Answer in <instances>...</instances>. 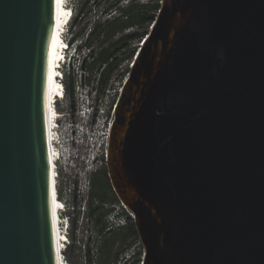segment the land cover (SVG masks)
I'll use <instances>...</instances> for the list:
<instances>
[{
    "label": "water",
    "instance_id": "95a60500",
    "mask_svg": "<svg viewBox=\"0 0 264 264\" xmlns=\"http://www.w3.org/2000/svg\"><path fill=\"white\" fill-rule=\"evenodd\" d=\"M54 5L0 0V264H56L44 123ZM147 34L107 164L144 264H264V0H162Z\"/></svg>",
    "mask_w": 264,
    "mask_h": 264
},
{
    "label": "rangeland",
    "instance_id": "374dc122",
    "mask_svg": "<svg viewBox=\"0 0 264 264\" xmlns=\"http://www.w3.org/2000/svg\"><path fill=\"white\" fill-rule=\"evenodd\" d=\"M141 1L152 5L161 3V0ZM71 4L76 11V15L70 24L68 38L70 39L73 35H77V40L74 41V47H76V45L85 42L88 33L94 29L98 22L104 21L106 18H111V16L107 14V4L103 0H72ZM152 15H154V17L156 16V14ZM152 22L153 20L146 22L143 27L137 24L133 25L129 27V29H126L124 32L118 34V38L124 34L128 36L124 40L117 42L115 47H113L112 57L109 59L108 64H106V66H108V71L105 75V79H107V81L105 80L103 83H101V79L96 74L93 76V83L88 84L89 74L83 66V60L85 56L89 55V49H84V47L80 56H76L77 64L74 66L76 73L74 75L75 82L73 84L74 95L71 97L65 94V98L58 103L57 107V110L61 112V114H64L69 118V122H71V124L73 123L77 125V123L81 122L80 111H83L82 114H84V112H93L91 104H94L95 106L101 105L107 109L111 108L118 96L117 92L120 87V82H122L125 73L128 71L129 64L133 59L134 53L138 49L142 37L148 33ZM116 39L117 38H114V40ZM95 43L96 44H94V46L98 44L97 41H95ZM90 59L91 57H88V60ZM67 66L68 63L64 66V70L68 68ZM103 84H106L107 87L105 86L106 89L104 94L99 96V92H97L95 88L99 85L103 86ZM92 86H94V88H92ZM91 88L93 89L92 92ZM73 107L75 108L74 110H72ZM91 117L93 116L91 115ZM74 183L79 188V186L84 187L85 181L82 176L77 173V170L71 166L66 165L62 167L58 184V187L62 190L60 198L67 206V212L68 208L70 211L69 213L66 212L67 214H65V216H71L76 219V226L73 232L75 243L71 248L67 249V251L70 250V258L67 256V259L71 264H73L72 261H74L75 264H92V261L97 260L101 254V241L100 237H97L96 235L97 230L93 225L92 219H89L88 217L90 202L88 193L86 192L85 195H79L78 192L73 189ZM113 203L116 205L119 204V199L117 198V200L114 199L113 201L106 202V205L104 204V208L107 209V206H110ZM132 226L133 221L128 219V225L125 227V233L128 237L122 245V241L118 242L119 248L116 253V259L121 256L126 257L128 252L131 250L136 252L137 260L141 258L143 248L140 244L141 239L139 234L136 236L131 234ZM110 232L113 231L106 230L105 233ZM135 264L138 263L135 261Z\"/></svg>",
    "mask_w": 264,
    "mask_h": 264
},
{
    "label": "trees",
    "instance_id": "16d2710c",
    "mask_svg": "<svg viewBox=\"0 0 264 264\" xmlns=\"http://www.w3.org/2000/svg\"><path fill=\"white\" fill-rule=\"evenodd\" d=\"M103 1L107 4L106 12L111 16V18H106L104 21L98 22L94 29L88 33L85 42L76 45L75 48L78 56H80L84 47L89 49L90 56H85L83 60V66L89 74L88 84L93 83V76L96 74L101 79V83H103L105 80L107 81V79H105L106 72L108 71V66H106V64H108L109 59L112 57L113 47H115L117 42L124 40L128 36L124 34L118 38V34L124 32L127 28L133 25L137 24L143 27L146 22L151 20L154 21L157 16V12L161 7V3L152 5L144 3L141 0H130L126 4L125 0ZM151 13L156 14V16L154 17V15ZM114 38L117 39L114 40ZM75 40H77V35H73L70 39L68 38L70 44L73 45H75ZM95 41L98 42L96 46H94V44H96ZM88 57H91V59L88 60ZM75 64H77V59L73 55L70 64L67 66L68 68L64 70L65 79L63 84L66 94L71 97L74 95L73 84L75 82L74 75L76 73L74 68ZM106 84H103V86L99 85L97 88H95L97 92H99V96L104 94V91L107 87ZM92 88H94V86H92ZM92 88L91 92L93 91ZM74 109L75 108L73 107L72 110ZM58 193L60 196L62 195V190L60 187H58L57 194L55 195L56 198L60 200ZM88 196L90 201L88 217L89 219H92L93 225L97 230L96 235L97 237H100L101 241V254L96 260V264H113V262L116 260V253L119 248L118 242L122 241V245L124 241L127 240L128 236L125 233V228L113 230V232L110 233H105L107 230V223L105 219L109 210L104 208V204L108 201H113L114 199L117 200V196L110 183L108 170L106 167L93 173ZM69 212L70 211L68 210L67 213ZM68 219L71 222L69 232L71 244L68 246L69 249L75 243L73 232L76 226V219L72 218L71 216H68ZM131 234L133 236L138 235L137 227L134 222L133 226L131 227ZM69 251L70 250H66L65 256H69L70 258ZM72 263L75 264L74 261H72Z\"/></svg>",
    "mask_w": 264,
    "mask_h": 264
},
{
    "label": "built area",
    "instance_id": "2783aa9c",
    "mask_svg": "<svg viewBox=\"0 0 264 264\" xmlns=\"http://www.w3.org/2000/svg\"><path fill=\"white\" fill-rule=\"evenodd\" d=\"M129 1L130 0H125V3H128ZM154 22L155 20L150 24L149 31L154 26ZM147 35L148 34L146 33L142 37L140 45L135 51L133 59L129 64L128 71L125 73L122 82H120V87L117 92L118 96L110 109L102 107L101 105L95 107L94 104H91L93 112H84V114H82L83 111H80L81 122L77 123V125L73 123L71 124L69 118L64 114H61V112L56 113V116H54L52 128H50V135L53 145V169L56 170V187H58L59 184L61 168L69 165L77 170V173H79L85 181L84 187L79 186L78 188L74 183L73 189L76 190L79 195H85L86 192L89 195L93 173L105 167L107 168L112 124L116 112L117 101ZM57 107L58 106H56V108ZM91 115L93 117H91ZM60 203L61 209L59 223L61 232H63V236L65 237V240L62 242V255L65 261L64 264H71L65 256V252L71 244L69 236L70 222L68 217L65 216V214H67V206L61 198ZM107 209L109 211L105 220L108 231L125 228L128 225V219L135 222L134 212L129 207H126L121 200H119V204L117 205L113 203L112 205L107 206ZM140 244L141 247H143L141 258L137 260L136 252L131 250L126 257L121 256L116 259L113 264H135V261L138 264H144L145 248L141 240ZM92 262V264H96V260H93Z\"/></svg>",
    "mask_w": 264,
    "mask_h": 264
},
{
    "label": "bare ground",
    "instance_id": "6f19581e",
    "mask_svg": "<svg viewBox=\"0 0 264 264\" xmlns=\"http://www.w3.org/2000/svg\"><path fill=\"white\" fill-rule=\"evenodd\" d=\"M62 0H55L51 34L49 40V53L46 64V88H45V103H44V123H45V139H46V151L49 162V177L51 185V216H52V225H53V238L55 246V255H56V264H64L63 259V245L62 242L65 240L63 232H61L60 227V209L61 203L58 198H56L57 189L56 188V170L54 167V158H53V145L50 135V128H52L54 110L52 107V102L54 97L57 98L58 94H62V86L60 83L55 82L54 73L56 69V62L58 54L61 50V39H60V30L64 25L65 20L69 17L70 11L64 7H61ZM55 113H59L57 108ZM126 207H129L124 203Z\"/></svg>",
    "mask_w": 264,
    "mask_h": 264
},
{
    "label": "clouds",
    "instance_id": "9594fccd",
    "mask_svg": "<svg viewBox=\"0 0 264 264\" xmlns=\"http://www.w3.org/2000/svg\"><path fill=\"white\" fill-rule=\"evenodd\" d=\"M71 1H72V0H70V1H69V4H68L69 11H70V14H69V17H68V18H69V20H70V23H69L67 29H68L69 31H70V24H71V22L73 21L75 15H76V11H75L74 7L72 6ZM67 42L70 44V42L68 41V38H67ZM70 46H71L70 51L66 52V54H67V56H68V62H67L68 65H69L70 62H71V58H72V56H73V55H74L75 57L77 56L76 51H74V49H75L76 47H74L73 44H70ZM72 51H73V52H72ZM65 65H66V64H63V69H62V71H64V66H65ZM64 92H65V94H66V90H64ZM57 106H58V103H57Z\"/></svg>",
    "mask_w": 264,
    "mask_h": 264
}]
</instances>
